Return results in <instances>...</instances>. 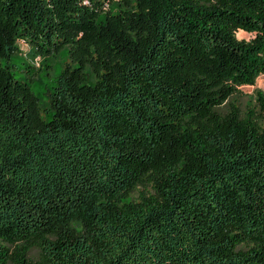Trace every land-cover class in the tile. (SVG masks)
I'll return each mask as SVG.
<instances>
[{"label":"trees","instance_id":"trees-1","mask_svg":"<svg viewBox=\"0 0 264 264\" xmlns=\"http://www.w3.org/2000/svg\"><path fill=\"white\" fill-rule=\"evenodd\" d=\"M261 75L264 0H0V264H264Z\"/></svg>","mask_w":264,"mask_h":264},{"label":"rangeland","instance_id":"rangeland-1","mask_svg":"<svg viewBox=\"0 0 264 264\" xmlns=\"http://www.w3.org/2000/svg\"><path fill=\"white\" fill-rule=\"evenodd\" d=\"M237 37L240 40H250L254 36L241 31L237 33ZM19 46L20 53L14 58L17 76L29 82L33 92L43 104L47 105L50 93L65 66L71 64L70 53L66 49L59 55L43 58L35 56V53L26 44L19 43ZM259 92L264 93V75L257 79L254 86L241 87L236 99L243 109L253 107ZM136 198L137 194L135 193L129 200Z\"/></svg>","mask_w":264,"mask_h":264},{"label":"bare ground","instance_id":"bare-ground-1","mask_svg":"<svg viewBox=\"0 0 264 264\" xmlns=\"http://www.w3.org/2000/svg\"><path fill=\"white\" fill-rule=\"evenodd\" d=\"M245 33V32H244Z\"/></svg>","mask_w":264,"mask_h":264}]
</instances>
